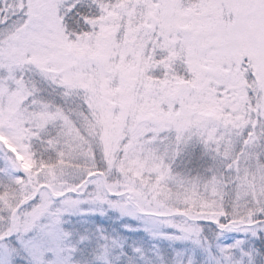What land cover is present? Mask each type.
<instances>
[{
  "label": "snow or ice",
  "instance_id": "snow-or-ice-1",
  "mask_svg": "<svg viewBox=\"0 0 264 264\" xmlns=\"http://www.w3.org/2000/svg\"><path fill=\"white\" fill-rule=\"evenodd\" d=\"M0 264H264V0H0Z\"/></svg>",
  "mask_w": 264,
  "mask_h": 264
}]
</instances>
